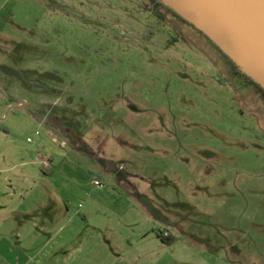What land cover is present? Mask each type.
Listing matches in <instances>:
<instances>
[{
  "label": "rangeland",
  "instance_id": "1",
  "mask_svg": "<svg viewBox=\"0 0 264 264\" xmlns=\"http://www.w3.org/2000/svg\"><path fill=\"white\" fill-rule=\"evenodd\" d=\"M143 1L0 0V264H264V100Z\"/></svg>",
  "mask_w": 264,
  "mask_h": 264
},
{
  "label": "water",
  "instance_id": "2",
  "mask_svg": "<svg viewBox=\"0 0 264 264\" xmlns=\"http://www.w3.org/2000/svg\"><path fill=\"white\" fill-rule=\"evenodd\" d=\"M264 88V0H161Z\"/></svg>",
  "mask_w": 264,
  "mask_h": 264
},
{
  "label": "trees",
  "instance_id": "3",
  "mask_svg": "<svg viewBox=\"0 0 264 264\" xmlns=\"http://www.w3.org/2000/svg\"><path fill=\"white\" fill-rule=\"evenodd\" d=\"M144 5L151 9L152 12L156 13L160 21H166L173 27L174 32H176V36H180L184 39L187 38L183 25H188L192 27L197 33L202 35L204 38L208 40V42L219 52L221 60L225 63L228 70H231L233 77L238 80L239 89L241 91L253 89L258 94L259 97H262L264 100V88L254 81L250 76L244 73L234 61L226 55L218 45H216L205 33H203L200 29L196 28L192 23L188 22L181 15H179L175 10L163 4L161 0H144ZM158 235L165 243H171L173 241V237H165L161 232H157Z\"/></svg>",
  "mask_w": 264,
  "mask_h": 264
},
{
  "label": "crops",
  "instance_id": "4",
  "mask_svg": "<svg viewBox=\"0 0 264 264\" xmlns=\"http://www.w3.org/2000/svg\"><path fill=\"white\" fill-rule=\"evenodd\" d=\"M48 165V167H50V164L49 163H47ZM14 213V212H13ZM13 214H11V216H12ZM159 220L162 222V223H164V225H169V224H171V223H173V222H171V220L169 219V217L167 216V215H163L161 218H159ZM167 227H165L164 229H166ZM182 229V228H181ZM157 235H158V233H156ZM169 236H171V233H169ZM158 237L159 238H161L159 235H158ZM163 241V240H162ZM164 242V241H163Z\"/></svg>",
  "mask_w": 264,
  "mask_h": 264
},
{
  "label": "built area",
  "instance_id": "5",
  "mask_svg": "<svg viewBox=\"0 0 264 264\" xmlns=\"http://www.w3.org/2000/svg\"><path fill=\"white\" fill-rule=\"evenodd\" d=\"M162 234H163L165 237H169V232H168V231H164V232H162Z\"/></svg>",
  "mask_w": 264,
  "mask_h": 264
}]
</instances>
